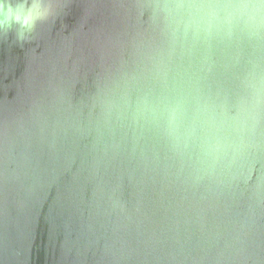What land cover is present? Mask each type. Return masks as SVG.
<instances>
[{
    "label": "water",
    "instance_id": "obj_1",
    "mask_svg": "<svg viewBox=\"0 0 264 264\" xmlns=\"http://www.w3.org/2000/svg\"><path fill=\"white\" fill-rule=\"evenodd\" d=\"M39 2L0 29V264H264V0Z\"/></svg>",
    "mask_w": 264,
    "mask_h": 264
},
{
    "label": "clouds",
    "instance_id": "obj_2",
    "mask_svg": "<svg viewBox=\"0 0 264 264\" xmlns=\"http://www.w3.org/2000/svg\"><path fill=\"white\" fill-rule=\"evenodd\" d=\"M44 14L45 11L39 0H33L31 6L28 5L27 0H17L15 5L9 3L6 8L3 0H0V29L17 25L23 36L24 32L33 28L36 21Z\"/></svg>",
    "mask_w": 264,
    "mask_h": 264
}]
</instances>
